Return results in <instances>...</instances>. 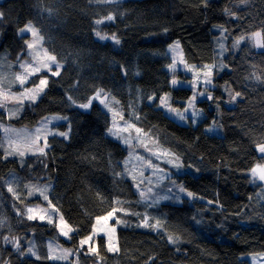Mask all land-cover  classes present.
Segmentation results:
<instances>
[{
	"label": "trees",
	"instance_id": "1",
	"mask_svg": "<svg viewBox=\"0 0 264 264\" xmlns=\"http://www.w3.org/2000/svg\"><path fill=\"white\" fill-rule=\"evenodd\" d=\"M0 13V53L12 61L26 57L29 35L19 30L32 22L62 63L57 73L32 77L30 83L49 79L37 102H27L17 117L1 111L0 119L33 126L59 113L66 120L53 127L67 131L70 125L67 137L51 135L45 152L22 164L5 156L0 131V264H67L46 253L47 236L68 243L57 227L28 219L34 199L24 196V182L33 180L52 182L50 201L75 229L79 264H251L249 256L264 254L262 183L251 172L264 165L257 150L264 143V48L247 38L260 30L264 42V0H0ZM174 40L189 64L211 67L209 86L199 87L205 97L196 106L203 115L197 123L192 117L181 123L159 106L161 96L173 92L172 103L185 107L194 92L172 85L168 45ZM105 94L118 99L143 133L199 169L176 174L192 198L150 207L140 201L124 174L126 147L107 133ZM213 123L224 133H212ZM11 171L18 182L8 179ZM114 209L122 223L118 251L109 253L99 236V252L89 254L79 240L98 216ZM31 230L42 234L41 258L25 255Z\"/></svg>",
	"mask_w": 264,
	"mask_h": 264
},
{
	"label": "rangeland",
	"instance_id": "2",
	"mask_svg": "<svg viewBox=\"0 0 264 264\" xmlns=\"http://www.w3.org/2000/svg\"><path fill=\"white\" fill-rule=\"evenodd\" d=\"M19 31L29 35L27 39V56L12 61L7 57L6 52L0 53V112L5 111L7 117L20 116L23 113L24 105L27 102H37L47 89L48 78L41 77L36 83H30L32 82L31 79L33 76L42 71L57 73L62 68V63L54 55L50 54L45 47L42 35L32 22H28ZM257 32L260 33V37L254 36ZM247 38L253 47L257 49L264 48L263 36L260 30L251 32ZM247 38L243 36V39L235 40L231 48L237 51L241 43L246 41ZM29 44L32 45L31 48ZM220 44L227 49V41L224 36H222ZM168 50L172 57V63L169 65V69L173 73L171 81H176L172 85L176 88L180 86L190 87L194 92L187 100L185 107H178L172 103V99L174 98L173 92L165 93L161 96V98H166L167 107L161 104V98L159 100V106L164 108L171 117L181 123H188L191 117L194 123H197L200 118H203V115L196 106L198 101L205 97V93L201 92L199 87L201 85L209 86L205 82L206 77L204 75L208 71V68H199L189 64L185 60L184 48L180 40L172 41L168 45ZM53 56L55 57L54 62L49 59V57ZM45 64H47V67L44 66ZM36 67L40 68L39 72L34 71ZM181 71L187 72L190 77L179 75ZM19 78H25L23 85L19 83ZM41 79L46 81V84L43 86L40 85ZM41 87L43 88L42 91L39 90ZM29 95H35V100L28 99L27 96ZM193 96H195L194 100L192 99ZM102 99L103 102L101 104L111 115V125L107 133L110 137L119 140L126 147L127 155L123 160L124 174L133 182L140 201L145 202L150 207L163 202L180 204L183 197L192 198L193 193L184 186L176 174H183L187 171L198 174L199 169L191 165H186L178 154L164 147L149 135L142 131L137 132L136 129L139 128L124 116L123 109L119 106L116 97L105 94ZM169 108H174L179 111L188 109L186 118L183 120L180 119L174 112H170ZM193 112L198 114L193 117ZM65 120L66 117L59 113L48 114L33 126L15 125L0 119V131L2 133L1 147L5 156L15 157L19 161V164H22L25 163L26 156L45 152L48 147V138L51 135H60V133H66V137L69 135V124V130L67 131L53 127L54 124L65 122ZM110 129L111 131H109ZM208 129L212 133H224L223 128L216 123L210 125ZM21 153L23 154L21 155ZM258 153L262 154L259 151ZM16 172L11 171L9 174L8 179L13 183L18 182ZM252 179L255 182L262 183L259 195L261 198H264V181L259 180L253 175ZM24 185L26 191L24 196L28 199H34L33 202L28 204L33 210L30 215L36 216L35 219L40 222L55 225L58 232L68 241V243H63L52 236H47L44 244L47 248L46 253H48L50 259L55 262L79 264L77 258L78 251L73 245L72 234L75 232V229L65 219L62 212L50 201L52 182L50 180H33L24 182ZM141 192L145 194L143 198L141 197ZM188 193H192V195L189 196ZM21 201L23 202L25 199ZM114 210V212L113 210L110 211L113 212V215L107 220L103 218L107 217L109 212L98 216L94 221L92 231L79 240L80 246L86 245L88 247L89 254L99 252V236L105 237L106 247L109 253H116L118 251V228L122 223L119 217L120 215H117L116 209ZM40 217H43V219ZM69 229L71 230L69 231ZM65 231L68 232L67 236L63 234ZM28 233L30 236L26 238L25 255L32 258H41L43 249L42 241L39 237L42 234H36L32 230ZM85 240H87V243L82 244L81 242ZM249 255L254 254H246L243 257H248ZM53 257L58 258L53 259ZM249 257L251 264H264V254Z\"/></svg>",
	"mask_w": 264,
	"mask_h": 264
},
{
	"label": "snow or ice",
	"instance_id": "3",
	"mask_svg": "<svg viewBox=\"0 0 264 264\" xmlns=\"http://www.w3.org/2000/svg\"><path fill=\"white\" fill-rule=\"evenodd\" d=\"M2 15H3V14L0 13V16H2ZM106 19H108V20H112V19H113V16H112V15H109ZM101 22H102V21H99V20L96 21V23H101ZM26 29H27V26H26ZM22 31H23V30H22ZM96 35H97L100 39H105V38H106V37H104V36H101L99 32H97ZM254 36H255V37H260V33L257 32V33L254 34ZM113 39H115V37H113ZM241 39H243V37H241ZM117 42H118V41H117ZM237 43H239V41H237ZM29 47L31 48L32 45L29 44ZM49 59H50L51 61H53V62L55 61V57H54V56H53V57H49ZM44 66L47 67V64H45ZM205 67L208 68V71L204 73V75H205V77H206L205 82H206V83H210V80H209L208 78L211 76V67H210V66H207V65H206ZM34 71H35V72H39V71H40V68H39V67H36V68L34 69ZM28 74H30V73H28ZM25 78H26V77H25ZM25 78H19V83H20L21 85L24 84V82H25ZM172 83L175 84L176 81L173 80ZM45 84H46V81L43 80V79H41V80H40V85L43 86V85H45ZM39 90L42 91L43 88L41 87ZM239 95H240V93H236L235 96L232 97V99L235 100L236 97L239 96ZM27 98L30 99V100H35L36 97H35V95H29V96H27ZM209 98H211V97H209ZM69 99L71 100V97H69ZM148 99L151 100V99H153V98H152V97H149ZM192 99L194 100V99H195V96H193ZM101 102H103V101H101ZM190 103H191V101H190ZM161 104L167 107L166 98H161ZM80 107H82V108H87V107H89V104H82V105H80ZM169 111H170V112H174L177 116L180 117V119L183 120V119L186 118V113H187L188 109H184V111H179V110L174 109V108H169ZM197 114H198V113L193 112V117H195V115H197ZM109 131H111V129H110ZM136 131H137V132H140L141 130H140V129H136ZM114 134H118V133H114ZM60 135H64V136H66L67 134H66V133H60ZM41 151H43V150L41 149ZM258 151H259L260 153L264 154V144H262V145H258ZM22 154H23V153H21V155H22ZM251 172H252V175H253L254 177H257L259 180L264 181V166H262V165H257L255 168L251 169ZM9 191H12V189L10 188ZM149 191H150V190H149ZM188 195L191 196L192 193H188ZM144 196H145V194H144L143 192H141V197L143 198ZM45 199H47V197H45ZM32 211H33L32 209H28V212H29V213H31ZM114 211H115V210H113V212H114ZM113 212H109L108 215H107V217H104L103 219L107 220L108 218L112 217ZM35 218H36V216H33V215H29V216H28V219H35ZM40 218L43 219V217H40ZM61 219H62V218H61ZM98 219H100V218H98ZM70 230H71V229H69V231H70ZM63 234H64L65 236H67V235H68V232L65 231ZM4 239H5L6 242H14V241H9V240H8V237H5ZM169 239L172 240L171 237H169ZM81 243H82V244H83V243H87V240L82 241ZM17 246H18V245H17ZM93 251H94V250H93ZM56 258H58V257H53V259H56ZM63 258H66V257H63Z\"/></svg>",
	"mask_w": 264,
	"mask_h": 264
}]
</instances>
